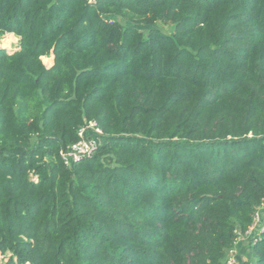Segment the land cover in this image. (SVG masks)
<instances>
[{"label":"trees","instance_id":"trees-1","mask_svg":"<svg viewBox=\"0 0 264 264\" xmlns=\"http://www.w3.org/2000/svg\"><path fill=\"white\" fill-rule=\"evenodd\" d=\"M7 34L5 264H226L264 200V0H0ZM92 120L96 153L65 167Z\"/></svg>","mask_w":264,"mask_h":264},{"label":"built area","instance_id":"built-area-1","mask_svg":"<svg viewBox=\"0 0 264 264\" xmlns=\"http://www.w3.org/2000/svg\"><path fill=\"white\" fill-rule=\"evenodd\" d=\"M102 135L103 133L98 127L96 121H85L83 126L78 129V141L59 151V157L63 162V165L65 167H71L75 163L91 158L96 153L97 148L101 143ZM263 232L264 200L255 208L251 218V225L248 229L244 233L235 230L234 233L236 239L233 247L228 251L226 264H238V256L236 255L237 245L245 240H249L250 243H253Z\"/></svg>","mask_w":264,"mask_h":264},{"label":"rangeland","instance_id":"rangeland-1","mask_svg":"<svg viewBox=\"0 0 264 264\" xmlns=\"http://www.w3.org/2000/svg\"><path fill=\"white\" fill-rule=\"evenodd\" d=\"M115 20L117 22H119L123 26H131V27L137 29L138 31L142 32L145 35L147 34L148 30L150 29L149 27L137 26V25H133V24L127 23L126 21H124L121 18H117ZM155 27L158 28L160 31H162L164 34L172 35V33H173V27L171 25L167 24V23L157 22ZM9 35H12V34H8L7 36H9ZM7 36H3V38H2V39L6 40V45L2 44L1 43L2 39H0V47L4 48V49H6V50H8L10 52L17 51L18 50V46H19L18 38H16L14 35H12L11 37L6 38ZM47 58H51L52 59V56L43 57L42 58V62L47 68H49L52 65V61H51V63H48L47 62ZM249 245H250V241L249 240L242 241V242H240L237 245L236 255L238 256L237 257L238 258V264H242L245 261H249L250 262L252 260L251 256H250ZM9 256H10L9 254H6V255L0 254V264H5L8 261V257Z\"/></svg>","mask_w":264,"mask_h":264},{"label":"bare ground","instance_id":"bare-ground-1","mask_svg":"<svg viewBox=\"0 0 264 264\" xmlns=\"http://www.w3.org/2000/svg\"><path fill=\"white\" fill-rule=\"evenodd\" d=\"M8 35V34H7ZM7 35H5V36H7ZM12 35H9V36H7L6 38H8V37H11ZM11 40V39H10ZM1 43L2 44H4V45H6V40L5 39H2L1 40ZM10 44V43H9ZM8 46V45H7ZM51 61H52V59L51 58H47V62L48 63H51Z\"/></svg>","mask_w":264,"mask_h":264},{"label":"water","instance_id":"water-1","mask_svg":"<svg viewBox=\"0 0 264 264\" xmlns=\"http://www.w3.org/2000/svg\"><path fill=\"white\" fill-rule=\"evenodd\" d=\"M95 0H89V2H94Z\"/></svg>","mask_w":264,"mask_h":264},{"label":"crops","instance_id":"crops-1","mask_svg":"<svg viewBox=\"0 0 264 264\" xmlns=\"http://www.w3.org/2000/svg\"><path fill=\"white\" fill-rule=\"evenodd\" d=\"M52 64H53V57H52ZM51 66H52V65H51ZM51 66H50V67H51Z\"/></svg>","mask_w":264,"mask_h":264}]
</instances>
